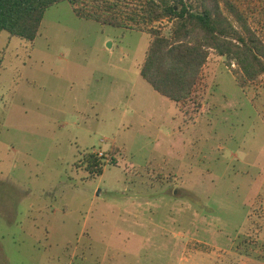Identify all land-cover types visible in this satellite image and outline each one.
Listing matches in <instances>:
<instances>
[{
  "label": "rangeland",
  "instance_id": "obj_1",
  "mask_svg": "<svg viewBox=\"0 0 264 264\" xmlns=\"http://www.w3.org/2000/svg\"><path fill=\"white\" fill-rule=\"evenodd\" d=\"M148 44L67 2L32 43L0 34V264H264V76L211 52L176 104L139 74Z\"/></svg>",
  "mask_w": 264,
  "mask_h": 264
},
{
  "label": "trees",
  "instance_id": "obj_2",
  "mask_svg": "<svg viewBox=\"0 0 264 264\" xmlns=\"http://www.w3.org/2000/svg\"><path fill=\"white\" fill-rule=\"evenodd\" d=\"M62 2L78 18L146 32L139 74L176 104L192 97L211 52L237 68L240 87L264 76V38L251 22L258 13L254 22L264 26V0H0V34L32 43L46 10ZM163 22L166 34L158 26ZM82 163L89 174L102 175L101 157L89 153Z\"/></svg>",
  "mask_w": 264,
  "mask_h": 264
},
{
  "label": "crops",
  "instance_id": "obj_3",
  "mask_svg": "<svg viewBox=\"0 0 264 264\" xmlns=\"http://www.w3.org/2000/svg\"><path fill=\"white\" fill-rule=\"evenodd\" d=\"M247 257H249V256H245V258H241L242 260H240V263L244 260L242 264H260V263L254 261L256 259H254V258L251 259L250 257L249 258H247ZM256 261H258V260H256Z\"/></svg>",
  "mask_w": 264,
  "mask_h": 264
}]
</instances>
